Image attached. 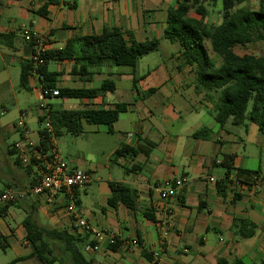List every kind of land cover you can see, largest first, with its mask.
<instances>
[{
    "label": "crops",
    "instance_id": "1",
    "mask_svg": "<svg viewBox=\"0 0 264 264\" xmlns=\"http://www.w3.org/2000/svg\"><path fill=\"white\" fill-rule=\"evenodd\" d=\"M179 2L0 0V47L10 52L1 53L2 65L19 63L20 68L27 58L22 27L43 38L46 50L61 49L78 37L99 35L104 28H117L126 40L129 34L135 42L159 40L157 50L139 59L133 73L127 67L103 64L79 77L71 73L72 62L47 64V69L50 63L56 65L51 72L58 73L59 89H98L108 81L114 85L113 91L98 93L93 99H76L78 104L63 110L126 106L112 123L111 132L105 125L82 122L80 134L85 141L92 134L112 137V146L103 151V164L89 161L86 154L84 159L69 156L67 160L73 168L105 176L75 192L79 216L91 228L113 233L117 240L113 246L104 242L98 251L90 252L85 249L92 241L90 232L76 233L87 237L83 252L91 264H264V134L252 123L233 125L229 120L223 128L218 127L210 114V103L195 90L194 67L183 63L177 43L163 37L168 11ZM244 6L255 9L257 4L250 0ZM236 48V55H247L237 54ZM41 86L36 74L28 78L27 92L35 94L38 106ZM14 126L10 130L16 139L6 148L7 157L0 156V190L27 189L33 180V170L20 164L12 148L20 138ZM199 130H207L209 135L194 138ZM122 146L149 152L114 158ZM225 156L232 160L229 176L237 175L235 170L257 175L239 176L243 186H228L222 194L216 182L227 174L222 166ZM178 179H183V184L176 198L162 201L157 187ZM108 183L128 187L135 208L121 202L108 204ZM89 195L93 201L87 206ZM63 201L59 195H27L8 207L0 217V253L12 250L15 255L6 264H39L22 225L28 216L39 226L73 231L70 218L61 209ZM12 207L23 216L15 226L4 220L11 216ZM145 214L152 215L153 221ZM163 220L167 221L168 234L161 239L156 223ZM238 220L254 226L252 237L240 239L234 234L233 223ZM132 240L137 241L136 246L131 245Z\"/></svg>",
    "mask_w": 264,
    "mask_h": 264
},
{
    "label": "trees",
    "instance_id": "2",
    "mask_svg": "<svg viewBox=\"0 0 264 264\" xmlns=\"http://www.w3.org/2000/svg\"><path fill=\"white\" fill-rule=\"evenodd\" d=\"M203 1L217 10L219 23L212 24L205 21L208 11ZM250 0H180L175 9L168 11L164 39L177 43L181 49V59L184 64L194 67L195 90L205 95L210 103V114L218 124L223 126L230 120L233 125L246 122L256 125L259 132L264 134V56L251 54L238 56L233 49H246L253 43L264 42V0H254L255 9L244 6ZM198 16L193 17L191 13ZM28 44L27 58L20 63L19 86L28 91V78L36 74L42 85L49 88L56 87L57 72L47 69L49 62H72L71 73L79 77L90 74V69L103 64L116 67H127L133 73L143 56L157 50L159 40L135 42L128 34V40L117 28H104L99 35L78 37L68 41L58 50H45L41 54L43 64L34 66L30 54L32 43ZM213 53L220 61L219 65L210 57ZM134 85L136 79L133 81ZM112 82H104L98 89H59L61 97L69 99H93L98 93L113 91ZM126 110L123 104H117L112 109L97 110H55L49 108V121L55 138L62 130L78 135L82 130V122L87 124L105 125L111 132V125L118 115ZM42 124L43 117L38 116ZM207 130H199L193 134L194 138H206ZM48 138L47 132L40 128L38 140ZM149 151L142 148H128L122 146L114 153V158L124 156L125 153L135 155ZM231 157L225 156L222 166L227 174L216 182L218 192L222 193L231 186L229 179L233 171ZM236 177L243 175H257V172L235 170ZM241 180V179H240ZM244 182V181H243ZM33 183V182H32ZM111 197L108 204L121 202L129 209L135 208L129 188L120 183H108ZM15 203H12L13 205ZM77 204V202H76ZM10 205V206H11ZM8 206V207H10ZM2 210L4 214L8 209ZM153 221V216L145 214ZM26 240L33 249V257L39 264H91V260L83 254L87 237L80 236L67 229L39 226L31 217L22 221ZM254 226L246 220L233 223V231L240 239H248L253 235ZM58 250L59 255L55 253ZM147 259L150 256L145 254ZM234 264H245L236 261Z\"/></svg>",
    "mask_w": 264,
    "mask_h": 264
},
{
    "label": "built area",
    "instance_id": "3",
    "mask_svg": "<svg viewBox=\"0 0 264 264\" xmlns=\"http://www.w3.org/2000/svg\"><path fill=\"white\" fill-rule=\"evenodd\" d=\"M22 36L26 43H32V52L30 59L33 60L34 66L43 64L41 54L46 50V41L38 36L28 27H22ZM39 99L41 101L40 110L43 117L42 129H44L48 138H41L34 142L29 137V131L22 120H19L14 126L19 132V140L16 141L12 148L15 151L20 164L33 170V180L27 189H16L12 187L0 190V217L3 216L2 210L23 199L27 195L32 196H63L62 203L63 213L71 220L73 229L76 233L89 231L92 241L86 245L85 249L90 252H96L104 242L110 246L116 244V236L113 233L102 230H95L83 220L78 214L75 192L78 189L85 188L93 180V173L71 167L59 154L55 136L49 121V105L44 103L49 99H59L62 104L70 100L67 97H61L59 88H49L41 86L39 89ZM232 181L231 186H243L244 182L236 177L229 176ZM210 181H214L212 178ZM183 184V179L166 182L157 187L159 198L162 201H169L177 196L178 190ZM67 198V201H66ZM156 228L161 239L168 234L167 221H158ZM131 245L136 246L137 241L132 240Z\"/></svg>",
    "mask_w": 264,
    "mask_h": 264
},
{
    "label": "rangeland",
    "instance_id": "4",
    "mask_svg": "<svg viewBox=\"0 0 264 264\" xmlns=\"http://www.w3.org/2000/svg\"><path fill=\"white\" fill-rule=\"evenodd\" d=\"M203 3L208 11L205 21L212 24L219 23L220 16L217 13L219 6L218 9H214L207 2L203 1ZM191 15L198 18L193 12ZM5 52L10 53L5 48L0 47V61L3 56L1 53ZM235 52L237 54L264 56V42L253 43L246 49L238 47L235 49ZM209 53L210 57H212L217 65H219L220 61L216 60L215 55L211 53L210 50ZM48 69L54 71L56 70V65L50 63ZM19 74V63H6V65H2L0 62V156L3 154L7 157L5 150L16 139V133L10 130L11 125H17L18 121L23 119L22 121L29 131V137L34 142L38 140V130L43 127L38 121V116L41 113L38 106L40 102L34 93L27 92L20 88ZM44 103L50 105L55 110H61L78 104V100L70 99L62 104L59 99H49ZM246 123L249 124V122ZM100 128L103 130L102 128L104 127L101 126ZM90 136V139L85 141L83 139V134L72 135L65 130H62L59 136L56 137L55 144L59 154L66 162L69 156L74 159H84V155L86 154L89 161L103 164L105 157L103 151L108 150L112 146V137L105 133L92 134ZM94 179L104 180L105 176L103 177L99 172L96 176L94 175ZM0 186H2L1 183ZM81 196H84L83 192H81ZM92 201L93 198L89 195L86 200V205L89 206ZM10 213L11 216L4 219L6 223L10 226L20 224L23 217L21 211L16 207H12ZM55 253L59 255L60 252L56 250ZM83 254L86 258H89L84 252ZM14 255L15 254L12 250L6 251L5 254L0 253V264L9 263L14 259Z\"/></svg>",
    "mask_w": 264,
    "mask_h": 264
}]
</instances>
